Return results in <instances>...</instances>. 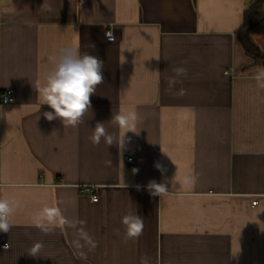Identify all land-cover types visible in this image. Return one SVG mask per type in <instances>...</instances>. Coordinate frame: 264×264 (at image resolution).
Segmentation results:
<instances>
[{
    "label": "crops",
    "instance_id": "0c3cea01",
    "mask_svg": "<svg viewBox=\"0 0 264 264\" xmlns=\"http://www.w3.org/2000/svg\"><path fill=\"white\" fill-rule=\"evenodd\" d=\"M251 2L0 0V93L15 95L0 103V198L20 203L0 264H264V89L237 37ZM73 44L104 62L75 128L48 121L35 89ZM176 67L187 74L170 86ZM131 110L139 134L123 148L91 143L97 122L118 136L111 118ZM54 203L71 225L44 234L32 217ZM129 212L143 217L138 239L125 236Z\"/></svg>",
    "mask_w": 264,
    "mask_h": 264
},
{
    "label": "clouds",
    "instance_id": "9594fccd",
    "mask_svg": "<svg viewBox=\"0 0 264 264\" xmlns=\"http://www.w3.org/2000/svg\"><path fill=\"white\" fill-rule=\"evenodd\" d=\"M107 38L109 41L112 39L110 34ZM49 62L52 67L47 72L44 81L35 86L41 105H47L52 109V111L44 112L43 115L48 121L56 118L61 119L64 127H78L84 122V115L91 109V96L96 93L97 86L104 82V62L98 56L82 54L77 44L60 48L56 54L49 56ZM173 71L175 75L168 81L170 86L181 83L179 78L187 74V69L184 67H176ZM254 79L257 86L264 89V68L256 73ZM180 94H184V89L180 90ZM138 121L139 115L135 110L116 113L112 116L111 122L119 129V135L109 133L103 122H97L89 140L95 146L100 145L103 141L108 146L116 143L123 148L128 132L139 134L137 131ZM109 163L111 164V161ZM133 171L137 172L138 170L134 169ZM196 179L195 175H186L180 177V182L190 186L196 183ZM124 186L127 187L125 184ZM139 187L137 186V188ZM147 190L150 195L160 198L168 192L164 183L155 181L149 182ZM19 207V201L0 198V232L8 233L10 231L12 227L10 217ZM32 223L44 234H50L56 228L63 229L65 226L71 225L62 209L55 203L51 206L45 205L36 212L32 217ZM121 223L125 227L127 239H138L143 234L142 216L129 212L121 218ZM42 247L41 242H36L28 254L37 257ZM142 264H147L146 259H142Z\"/></svg>",
    "mask_w": 264,
    "mask_h": 264
},
{
    "label": "trees",
    "instance_id": "16d2710c",
    "mask_svg": "<svg viewBox=\"0 0 264 264\" xmlns=\"http://www.w3.org/2000/svg\"><path fill=\"white\" fill-rule=\"evenodd\" d=\"M237 37L248 58L255 67L264 68V50L257 38L264 37V0H252L245 10L244 21Z\"/></svg>",
    "mask_w": 264,
    "mask_h": 264
},
{
    "label": "built area",
    "instance_id": "2783aa9c",
    "mask_svg": "<svg viewBox=\"0 0 264 264\" xmlns=\"http://www.w3.org/2000/svg\"><path fill=\"white\" fill-rule=\"evenodd\" d=\"M108 34H110L111 36V41H114L115 37H114V34L112 32V30H109L107 31L106 33V38L108 36ZM107 40L109 41V39L107 38ZM15 100V95H14V91L9 89V90H6V91H3L0 93V103L3 104V105H7V104H10L12 102H14ZM128 162L132 163L134 160L133 158H129L127 159ZM86 192H89L90 196H91V200L93 202H98L99 198L98 196L93 192L92 188H86L85 189ZM258 201L255 200L253 201V205H257ZM9 248V245L7 243H4L2 245H0V249H8Z\"/></svg>",
    "mask_w": 264,
    "mask_h": 264
},
{
    "label": "rangeland",
    "instance_id": "374dc122",
    "mask_svg": "<svg viewBox=\"0 0 264 264\" xmlns=\"http://www.w3.org/2000/svg\"><path fill=\"white\" fill-rule=\"evenodd\" d=\"M256 40H257V42H258V41H260V39H259V38H257ZM263 50H264V49H263Z\"/></svg>",
    "mask_w": 264,
    "mask_h": 264
}]
</instances>
